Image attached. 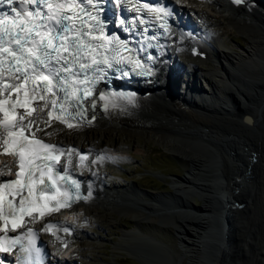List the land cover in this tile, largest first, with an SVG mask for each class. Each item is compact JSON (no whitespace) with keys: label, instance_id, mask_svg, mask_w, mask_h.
<instances>
[{"label":"bare ground","instance_id":"6f19581e","mask_svg":"<svg viewBox=\"0 0 264 264\" xmlns=\"http://www.w3.org/2000/svg\"><path fill=\"white\" fill-rule=\"evenodd\" d=\"M248 1L250 2L248 4L249 11L244 6L245 0H243V2L240 4L233 3V0H204V2H202V0H176L175 4L177 15L175 18V22H173V24L175 23V28L172 29V25L168 34L161 40L162 48L159 52L160 56L156 58V61H153V65L151 66V73L152 75H154V80L152 81L149 95L136 98L133 100V103L129 102L128 100L114 101L111 104V108L100 110L97 115L88 117L84 122L75 124L71 123L73 125V127L71 128L67 126L70 122L61 123L57 119L51 121V127H48L41 122V120H46L43 113L36 112L34 114L38 126L43 129V131L36 133L42 135L46 139L60 141L61 143L69 146V149H75L77 151L81 147L84 149L86 148L90 154V157H88V160H86L83 166H77L75 158L76 151H68V164L71 165V169L74 172L78 173L81 177L83 189L86 191L87 199L77 202L69 210H65L57 213L56 215H53L51 219L56 221V227L54 228V230H41V235L44 238V241L46 242L47 248L50 253V258L47 264H83L82 260L87 261V255H90V253L92 252L90 250L92 248L88 247L87 245H91L93 243L98 245L99 239H95L94 242L87 241L88 238L85 227H87V223H89L90 221H94L95 224L99 225L98 228H100L104 224L101 222H105L108 218H110V216L107 215V211H110V203L108 202V198L119 197V195L123 194L125 191L122 189H116L114 186L112 187L108 182H106L103 179L104 167L95 164L98 162V158H102L101 160L103 161H106L105 159L108 158L109 160H112V162L120 160L119 155H123L125 146L123 147L122 141L116 135L122 130H128L127 128H125L126 126L131 127L134 133L136 131H140L148 139L156 141L158 144H160V146H162L164 150L171 153V156L177 157V155L179 154L180 158L188 161H185L187 171L184 178L178 177L179 181H174L176 183L173 182V189H177V192L179 191L184 193L185 190L189 189V187H193L194 185L223 187V189L225 190L223 192V195L227 196L225 199L228 205H230L228 206L230 209L228 218L230 219L229 224L231 230L228 234V242L226 241V239L223 240V237L226 235V223L224 225V218L226 215L224 216L220 210L218 212H212L205 206L199 209H195L197 211L195 214L196 216L190 217L187 214L190 209V204L189 202H187L175 211L179 215L180 220L170 225L174 227L176 232L179 233V238L184 244L183 250H187L189 251V253L196 254L193 255V264H220V261H223L222 251L225 248V251L228 252V245L230 242H232L234 236V233L232 232V220H234L235 218V211L234 209H232L234 200L232 198L233 191L238 190L239 192L240 189L242 193H245L248 189H251L252 184L249 185V187H246V183H248L247 180H251V178L255 180L258 174H260L259 170H262L261 174L262 176H264L263 169L258 168L257 163L261 155L262 157L260 159L264 160V145L260 153L257 152L259 146L257 142H260L259 131L261 130V128H263L262 126L264 124L263 112L262 110H260V106H264L263 104H261L264 103V79H262V76H264V61L256 59V54L258 52L257 49L259 47L257 44H261L264 48V36L259 34V32H256L255 28L250 27L249 25H247L248 23L246 22V24L244 21L250 20L253 24L257 25L256 27L263 29L264 31V4L262 3L264 2V0ZM206 2H209V6L215 8V12L209 13L201 7ZM212 8L211 10H213ZM228 8H235L236 14L238 13L239 17L235 19L231 18V16L228 15ZM190 16L199 19L201 26L199 22H195L194 24L190 20ZM243 22L244 24H241ZM235 23L238 25L241 24V29L238 28L237 30H239L241 33L244 32L247 36V41L245 43L246 47H238V52H234L232 47L221 44L219 41H217V38L219 36H216L219 30H221L223 35L229 34L232 30L236 29ZM212 51L223 53L224 64L219 69L221 72L211 76L209 74V71L204 66L207 64V62L205 61H209L211 59ZM213 55H215V53ZM221 55L222 54H220V56ZM243 61L248 63L249 67L247 68V72H243L245 73L243 77H245L247 80H250V77L254 75V77H252L251 79V84L253 85V93L251 91L245 92L248 95L247 97H249L245 98V101L248 102L243 103L241 97V101H238V103V98L229 100L227 99L228 97H225L223 95L222 98L225 104L229 106V108L227 109V115L242 118L245 115L249 116V122H244L246 125H249L244 126L248 131V133L246 134V136L248 137L246 138L248 140L244 143H247L248 147L244 148V151L241 150L242 148L239 149V151L241 150L247 157L253 158L252 161H248L249 165L250 163H256V165H253L252 167H250L249 165L247 166L249 168L248 170L252 171V174H250L246 172V166H239L238 155L236 152H233L232 154H226V152H224L223 154L231 156L232 159H234L233 161L235 163V166L233 167L234 169L231 170L229 174L225 175L224 173H220L221 171H218L217 165L220 166L219 164L221 163L219 161L220 158H218L215 154V156L212 155L214 156L212 166L214 168H217L218 175L212 176L209 179H197L194 173L195 168L191 165V162H202V159L199 157V155L197 157V155H194L189 151L181 149L180 151L179 149H175L176 145L174 143V134L171 131L172 129L167 125L170 126L171 123H175L174 119H181V121L183 122L184 120L189 121L183 109L187 106H194L195 109L197 107H205L206 110H213L211 106H216L215 100L217 99H215V95L212 96L211 92H222L221 85L225 82L226 77L228 80V76L226 75L228 70L226 68L227 64H229V66L227 67H229V70H231L232 65L238 63L241 64V62ZM252 69H254V71H252ZM258 76L260 77L258 78ZM254 88H257L256 92ZM216 92L214 94H218ZM258 100L261 101V103H259ZM161 104H163L162 106H164V104L165 106H168V108L166 107L167 111L159 109ZM237 104L239 106H237ZM158 105V111L154 112L153 109L155 108L154 110H156V107ZM165 106L163 108H165ZM156 112H158V114ZM253 129H255V131L257 130V132L259 133L255 134L253 132ZM170 132L173 135H170ZM46 133H51V135H46ZM211 135L212 134L210 133V135L205 136L206 139L202 140V142L204 141L206 143V146H208V148L209 145L212 146L210 144V141L215 139L214 137H211ZM261 142H263L264 144V141L261 140ZM197 143L200 142H196V144ZM256 146L257 150L255 148ZM201 147L200 150H205L203 148L204 146ZM137 150H139L138 147ZM126 152L124 154H126ZM212 154H214V152H212ZM255 156L258 158H256V161H254ZM9 161V158H3L0 165V170L4 169L9 164ZM93 161L96 162L93 163ZM244 173H246V178H243L242 174ZM89 186H91L90 196ZM138 193L143 195L144 197H150V199H148L146 202L149 205H156V198L160 196L157 194L147 195L140 191ZM228 198L230 200H228ZM80 205L85 206V210L82 212V214L79 211ZM212 216H215L216 219H213ZM114 221L115 219L112 218L111 222ZM152 221L156 222L154 219H152ZM210 221H213L214 223H211ZM34 224H38L41 226V221L35 222ZM65 225H71V229L74 227L71 235L63 231V226ZM211 227L215 228L216 244L214 246L213 254L212 256H210V260L203 261V257L198 253L199 251H201V245L199 242L200 235L206 234L209 230H211ZM121 231L122 235L120 237V240H124L125 236L129 234L145 236V233H143L139 225H136L133 231ZM249 232L250 234H255L256 231H254L253 227L249 228ZM57 237H59V239H57ZM73 240L80 241L76 253L72 250ZM63 243L64 246H62ZM113 249L116 250L119 248L114 247ZM73 253H75L74 256H72ZM255 256L256 255H254L253 260L256 258ZM226 257L227 260H229V253H227ZM239 258L241 259V257L238 255L237 259L240 260ZM242 258L243 260L241 259L240 263H245L246 259L244 257ZM85 261L84 263H86Z\"/></svg>","mask_w":264,"mask_h":264},{"label":"rangeland","instance_id":"374dc122","mask_svg":"<svg viewBox=\"0 0 264 264\" xmlns=\"http://www.w3.org/2000/svg\"><path fill=\"white\" fill-rule=\"evenodd\" d=\"M202 2H204V0H202ZM208 3L206 2L201 7L209 13L215 12V8L209 6ZM262 3L264 4V2ZM211 8L213 10H211ZM228 10V15H230L231 18L235 19L239 17L238 13L236 14L235 8H228ZM190 20L194 24L195 22H199L201 26L200 20L196 17L190 16ZM244 21L245 23L247 22L248 24H246L250 27L255 28L256 32H259V34L264 36L263 29L256 27L257 25L253 24L250 20V22L248 20ZM241 24H244V22ZM241 24H236V29L232 30L227 35H223L221 30H219L217 32L219 35L216 34L217 37L219 36L217 38V41H219L223 45L225 44L226 46L232 47L234 52H238V47L245 48L247 36L244 32L243 34L239 30H237L238 28L241 29ZM173 28L175 27H172V29ZM257 45L259 47L257 49L258 52L256 54V59L264 61V48L261 44ZM211 53V59L209 61H205L207 62V64L204 67H206V69L209 71V74L212 76L221 72L219 69L224 64V55L222 52L217 53L216 51H212ZM214 53L217 57L213 55ZM220 54H222V57L220 56ZM245 63L246 62L243 61L241 62V64H234L232 65L231 70H229L230 68L227 67L229 66V64H227V66L225 65L228 69L226 74L228 76V80L226 77L225 82L221 85L222 92H211L212 96L215 95L214 97L215 99H217L215 100L216 106H211L213 110H206L205 107H197L195 109L194 106H187L183 109L189 121L184 120L183 122L181 121V119H174L175 123H171L170 126L167 125L172 129L171 131L174 134V143L176 145L175 149L189 151L190 153L197 155V157L199 155V157L202 159V162H191V165L195 168L194 173L197 179H209L212 176L218 175V171H221L220 173H224L225 175L229 174L231 170L234 169L233 167L235 166V163L233 161L234 159H232L231 156L226 155L228 153H237L239 166L241 165L242 167H247L249 165L248 161H250V158L243 153L244 148L248 147V144L244 143L248 140V137L246 136L248 131L244 126H249L244 122L248 123L249 119L247 120L242 117H233L231 115H227V109L229 108V106L225 104L222 98V95L228 97L227 99L229 100L238 98V103V101H241V97L243 103L248 102L245 101V98H249L247 97L248 95L245 92H252L253 85L251 84V79L252 77H254V75L250 77V80H247L245 77H243L245 74L243 72H247V68H249L248 63H246V65ZM252 71H254V69H252ZM259 77L260 76H258V78ZM262 79H264V76H262ZM215 92L219 95L214 94ZM258 102L261 103V101L259 100ZM261 104L264 105V103ZM162 105L163 104L160 105V108L158 105L156 107L157 109L154 110V108L153 111H158V108L167 111L166 107L168 108V106H165L164 104L165 108H163L164 106ZM237 106L239 105L237 104ZM261 106L260 110H262L264 118V106H262L263 109L261 108ZM156 113L158 114V112ZM262 127L263 128H261V130L259 131L260 133L257 132V130L255 131V129H253V132L255 134H260V142H257L259 145L258 150L257 146L255 147L258 153H260L264 145L263 142H261V140L264 141V124ZM125 128H127L128 130H122L116 135L122 141L123 147L125 146L124 153L127 151L126 154L123 153V155H119V159L121 161L119 160L112 162V160H109L108 158L105 159L106 161H103L101 160L102 158H98L99 160H97L98 162L95 164L104 167L103 179L106 182H108L112 187L114 186L116 189H122L125 192L123 194H120L119 197L108 198V202L110 203V211H107V215L110 216V218L106 220L107 222H101L104 224H101L102 226L100 228H98L99 225L95 224L94 221H90L89 223H87V227H85L88 238L87 241L94 242L95 239H99V241L98 245H96L95 243L87 245L88 247L92 248L90 249L92 252L90 253V255H87V261L82 260V262L83 264H193V255L196 254H192L187 250H183L184 244L179 238V233L176 232L174 227L170 226L172 223L180 220L179 215L175 211L189 202L190 209L187 214L190 217L196 216L195 214L197 211L195 209H199L205 206L212 212H218L220 210L225 216L230 212V209L228 207L230 205H228L225 199L227 196L223 195V192L225 190L222 186L209 187L206 185H194L193 187H189V189L185 190L184 193L179 191L177 192V189H173V182L179 181V179H172V175L182 176L181 178H184L187 171L186 162L188 161L180 158L179 154L177 155V157L171 156V153L164 150L162 146H160V144H158L156 141L148 139L140 131H136L134 133L131 127L126 126ZM172 133L170 132L169 134L173 135ZM210 133L212 134L211 137H214L215 139L210 141V144L212 146L209 145L208 148V146H206V143L204 141L202 142V140L206 139L205 136L210 135ZM225 134L227 135V137ZM196 142L200 143L196 144ZM199 145L200 147L204 146L203 148L205 150H200ZM218 145H220L221 147ZM137 147L141 151L137 150ZM239 149L243 151H239ZM212 152H214V154H212ZM224 152H226L225 155L223 154ZM215 154L218 158H220L219 161L221 163H218L220 166L217 165L218 171L217 168H214L212 166L213 157L215 156ZM261 157L262 155L260 156V158ZM256 158L257 157L255 156L254 161L258 159ZM260 158L257 162L258 168H262L264 171V160H261ZM253 165H256V163H250L249 166L252 167ZM248 169L249 168L247 167L246 172L252 174V171H249ZM259 173L260 174H258L255 180L253 178H251V180L253 181L247 180L248 183H246V187H249V185L252 184L251 189H248L245 193H242L240 189L239 192L238 190L233 191V203L236 202L235 205L232 204V209H234L235 211V218L234 220H232V232L234 233V236L232 242H230L228 245V252L225 251V248L222 251V259L227 256V253H229L230 258L227 264H264V176H262L261 174L262 170H259ZM242 175L243 178H246V173ZM134 186L146 189L151 193L147 194L141 190H136ZM137 191L143 192L147 195H160L156 198V205L147 204L146 202L148 199H150V197H144ZM161 193H167V196L168 194L172 195L166 197V195H161ZM228 200L230 199L228 198ZM84 207V205L79 206V211L81 214L85 210ZM112 218L115 219L114 222H111ZM212 218L216 219L215 216H212ZM152 219H154L156 222L152 221ZM210 222L214 223L213 221ZM136 225H139L140 229L143 231V233H145V236L129 234L125 236L124 240H120V237L122 235L121 230H126L128 232L130 230L133 231ZM253 227L254 231L256 232L255 234H250L249 228ZM73 229L74 227L72 228V231ZM237 236H240V239ZM199 242L201 245V251H199L198 253L203 257V261H209L216 244L215 228L211 227V230H209L206 234L200 235ZM79 244L80 241L73 240V252H77V247L79 246ZM114 247H118L119 249L115 250L113 249ZM75 253H73L72 256H74ZM238 255L242 260V257L246 259V261L244 260L245 263H240L241 259H237ZM254 255H256V258L253 260ZM133 257H135L136 259ZM84 261L86 263H84Z\"/></svg>","mask_w":264,"mask_h":264},{"label":"snow or ice","instance_id":"6c2138e0","mask_svg":"<svg viewBox=\"0 0 264 264\" xmlns=\"http://www.w3.org/2000/svg\"><path fill=\"white\" fill-rule=\"evenodd\" d=\"M242 2L233 0L236 4ZM88 5L95 6L93 0H0V155L16 157L18 168L15 179L0 181V251H11L19 245L18 264H33L31 253L39 254L41 250L31 240L28 245L23 244L21 235L10 237L9 231L15 233L24 227V217L33 210L43 218L62 208L70 209L76 202L69 193L54 195L49 188L58 187L54 183L58 173L53 162H59V156L53 153L76 150H64L37 137L36 132L43 129L33 113L47 112L48 119L41 122L48 127L53 118L61 123L76 116L82 119L87 95L78 93L90 94V86L105 74V68L112 67L111 60L101 52L108 51L104 39L93 34L96 29L86 27L83 16H90ZM143 8L168 14L165 9H153L148 4ZM99 31H103V26ZM92 106L95 107L94 102ZM67 126L73 127L71 123ZM63 171L60 179L67 181L68 167ZM72 184L78 182L73 180ZM17 198L18 205L14 203ZM80 198L87 199L79 196L77 188L76 199ZM32 221L35 223L36 217ZM54 227L45 224L43 231ZM63 231L71 234L67 227ZM29 234H34L33 229L28 228L22 235L27 238ZM24 253L27 257L20 255Z\"/></svg>","mask_w":264,"mask_h":264},{"label":"water","instance_id":"95a60500","mask_svg":"<svg viewBox=\"0 0 264 264\" xmlns=\"http://www.w3.org/2000/svg\"><path fill=\"white\" fill-rule=\"evenodd\" d=\"M243 118H245V119H249V116L248 115H245ZM250 160L252 161L253 160V158L251 157L250 158ZM157 176V175H156ZM173 176V178L172 179H176V177L178 178V177H182V176H177V175H172ZM175 176V177H174ZM134 184V183H133ZM134 188L136 189V190H141V191H143V192H145V193H147V194H149V193H151L150 191H148V190H146V189H142V188H138V187H136V186H134ZM133 188V189H134ZM161 195H166V197H169V196H171L172 194H168V196H167V193L166 194H164V193H161ZM236 204V202H234L233 203V205H235ZM229 217V214L227 213L226 214V216H225V218H224V221H225V223H226V235L223 237V240H225L226 239V241L228 242V234H229V232H230V230H231V227H230V224H229V221H230V219L228 218ZM227 244V243H226ZM223 257V256H222ZM133 258H135V257H133ZM136 259V258H135ZM227 262H228V260H227V257L225 256V258H223V261L221 260L220 261V264H227Z\"/></svg>","mask_w":264,"mask_h":264}]
</instances>
